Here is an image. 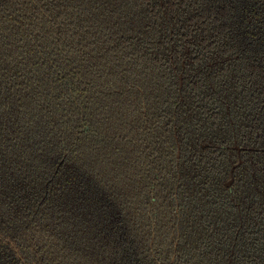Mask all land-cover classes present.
<instances>
[{"label":"trees","instance_id":"1","mask_svg":"<svg viewBox=\"0 0 264 264\" xmlns=\"http://www.w3.org/2000/svg\"><path fill=\"white\" fill-rule=\"evenodd\" d=\"M0 264H264V0H0Z\"/></svg>","mask_w":264,"mask_h":264},{"label":"water","instance_id":"2","mask_svg":"<svg viewBox=\"0 0 264 264\" xmlns=\"http://www.w3.org/2000/svg\"><path fill=\"white\" fill-rule=\"evenodd\" d=\"M179 150V149H178ZM179 155V152L177 153V156ZM231 182H232V179H230L227 183H226V186L227 187H229L230 186V184H231Z\"/></svg>","mask_w":264,"mask_h":264}]
</instances>
